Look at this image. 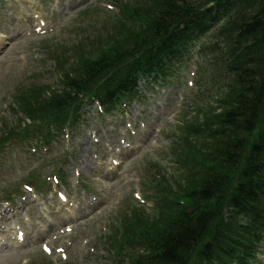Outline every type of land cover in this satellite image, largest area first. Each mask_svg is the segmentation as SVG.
Wrapping results in <instances>:
<instances>
[{
    "label": "rangeland",
    "instance_id": "1",
    "mask_svg": "<svg viewBox=\"0 0 264 264\" xmlns=\"http://www.w3.org/2000/svg\"><path fill=\"white\" fill-rule=\"evenodd\" d=\"M139 1L0 0V212L11 210L0 216V264H130L122 240L138 217L157 218V184L181 196L173 147L187 124L217 118L226 93L198 53L212 35L113 112L84 99L60 133L45 136L16 104L24 91L59 89L62 70L107 45ZM255 264H264V243Z\"/></svg>",
    "mask_w": 264,
    "mask_h": 264
},
{
    "label": "trees",
    "instance_id": "2",
    "mask_svg": "<svg viewBox=\"0 0 264 264\" xmlns=\"http://www.w3.org/2000/svg\"><path fill=\"white\" fill-rule=\"evenodd\" d=\"M124 17L107 45L62 70L59 89L24 91L20 113L45 136L74 125L84 99L111 113L212 35L198 53L226 81L221 111L187 124L173 147L181 196L157 184V218L138 217L122 245L134 252L130 264H255L264 243V0H141Z\"/></svg>",
    "mask_w": 264,
    "mask_h": 264
},
{
    "label": "bare ground",
    "instance_id": "3",
    "mask_svg": "<svg viewBox=\"0 0 264 264\" xmlns=\"http://www.w3.org/2000/svg\"><path fill=\"white\" fill-rule=\"evenodd\" d=\"M63 1L68 2L69 0H63ZM112 163H113V161H112ZM9 211H11V210L7 209V207L6 208H2V212H0L1 219H5ZM17 214L18 213L16 212V215Z\"/></svg>",
    "mask_w": 264,
    "mask_h": 264
}]
</instances>
